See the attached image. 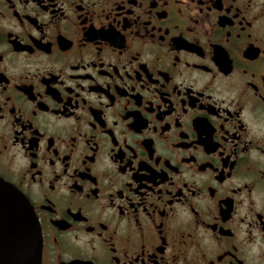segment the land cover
Listing matches in <instances>:
<instances>
[{"label": "flooded vegetation", "instance_id": "flooded-vegetation-1", "mask_svg": "<svg viewBox=\"0 0 264 264\" xmlns=\"http://www.w3.org/2000/svg\"><path fill=\"white\" fill-rule=\"evenodd\" d=\"M0 179L40 264H264V0H0Z\"/></svg>", "mask_w": 264, "mask_h": 264}, {"label": "water", "instance_id": "water-1", "mask_svg": "<svg viewBox=\"0 0 264 264\" xmlns=\"http://www.w3.org/2000/svg\"><path fill=\"white\" fill-rule=\"evenodd\" d=\"M41 240L24 196L0 179V264H40Z\"/></svg>", "mask_w": 264, "mask_h": 264}]
</instances>
